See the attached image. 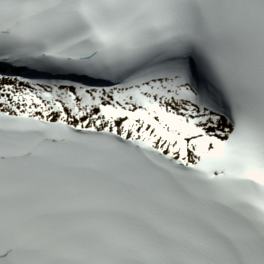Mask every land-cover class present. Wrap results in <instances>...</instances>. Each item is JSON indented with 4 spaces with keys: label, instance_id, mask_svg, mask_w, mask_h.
Returning a JSON list of instances; mask_svg holds the SVG:
<instances>
[{
    "label": "snow or ice",
    "instance_id": "1",
    "mask_svg": "<svg viewBox=\"0 0 264 264\" xmlns=\"http://www.w3.org/2000/svg\"><path fill=\"white\" fill-rule=\"evenodd\" d=\"M0 264H264V0H0Z\"/></svg>",
    "mask_w": 264,
    "mask_h": 264
}]
</instances>
